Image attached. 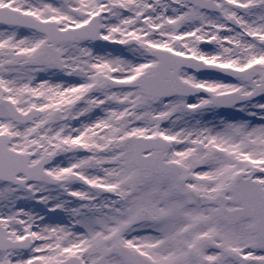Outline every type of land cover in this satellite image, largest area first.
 <instances>
[{
  "label": "snow or ice",
  "instance_id": "6c2138e0",
  "mask_svg": "<svg viewBox=\"0 0 264 264\" xmlns=\"http://www.w3.org/2000/svg\"><path fill=\"white\" fill-rule=\"evenodd\" d=\"M0 264H264V0H0Z\"/></svg>",
  "mask_w": 264,
  "mask_h": 264
}]
</instances>
